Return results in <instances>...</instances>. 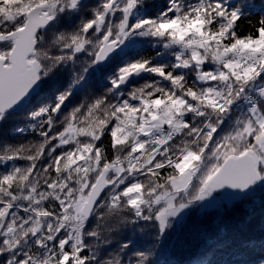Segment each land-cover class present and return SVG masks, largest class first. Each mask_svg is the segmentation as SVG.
<instances>
[{
	"label": "snow or ice",
	"instance_id": "1",
	"mask_svg": "<svg viewBox=\"0 0 264 264\" xmlns=\"http://www.w3.org/2000/svg\"><path fill=\"white\" fill-rule=\"evenodd\" d=\"M0 264H264V2L0 0Z\"/></svg>",
	"mask_w": 264,
	"mask_h": 264
},
{
	"label": "trees",
	"instance_id": "2",
	"mask_svg": "<svg viewBox=\"0 0 264 264\" xmlns=\"http://www.w3.org/2000/svg\"><path fill=\"white\" fill-rule=\"evenodd\" d=\"M248 2L251 3V4H254V5H256L258 7L262 2H264V0H248ZM190 255H191V253H187L185 255V258H187Z\"/></svg>",
	"mask_w": 264,
	"mask_h": 264
}]
</instances>
